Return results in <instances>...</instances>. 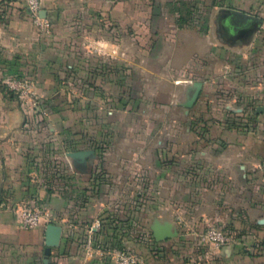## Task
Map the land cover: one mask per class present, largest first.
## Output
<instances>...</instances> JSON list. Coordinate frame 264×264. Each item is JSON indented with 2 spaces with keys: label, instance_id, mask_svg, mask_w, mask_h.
Returning a JSON list of instances; mask_svg holds the SVG:
<instances>
[{
  "label": "rangeland",
  "instance_id": "374dc122",
  "mask_svg": "<svg viewBox=\"0 0 264 264\" xmlns=\"http://www.w3.org/2000/svg\"><path fill=\"white\" fill-rule=\"evenodd\" d=\"M109 1L125 0H38L39 12L46 11L45 18L39 16L46 25L43 30L34 23L26 0H0V24H8L10 7L24 12L46 49L38 65L32 64L42 69L36 76L28 72L31 68L25 72L0 63V92L18 102L33 135L31 142L28 140L32 149L27 174L30 194L23 189L7 194L11 197L4 205L23 230L38 227L25 228L17 209L33 205L50 214L51 222L68 228L73 239L77 234L80 242L75 257L82 264H218L231 255L242 260L261 256V250H251V240L239 229L209 224L191 232L175 219L169 197L168 155L161 156L162 172L153 163L144 170L122 171L118 165L108 170L100 163L115 159L119 147L162 150L169 146L171 131L183 134L187 122L182 103L190 91L184 84L175 85L176 77L204 80L209 86L206 96L200 98L203 109L207 115L227 119L231 126L237 127L240 114H255V104L245 105L238 100L241 96L257 97L264 108V0H251L247 12L258 17L259 25L250 42L235 49L239 52L217 42L220 33L214 25L217 9L232 7L233 0H127L133 5L129 17L134 24L123 33L117 22L111 26L107 21L111 19L105 8ZM113 16L120 19L122 11ZM137 20H145V26L141 21L138 28ZM186 43L188 51L177 56L174 49ZM32 62L28 58L27 64ZM35 79L42 84L39 89L31 86ZM190 121L191 127L197 124ZM262 125L264 130V121ZM81 149L96 150L100 168L88 165L82 174L63 164L67 152ZM159 172L160 187L155 182ZM117 173L121 177L119 184L109 187L112 195L91 196L93 217L74 222L78 219L73 216V205L81 203V190L89 186L88 175L107 185L109 179L118 178ZM65 185L72 202L68 220L62 225L61 219L42 205L45 201L37 198L41 192L57 195ZM25 195L34 197L21 199ZM155 220L171 222L177 237L155 242L150 228ZM42 226L33 249L17 253L18 264H59L62 248H52L49 257L43 256ZM74 226L80 231L76 233ZM211 226L231 234V241L218 248L205 243L202 235ZM243 242L229 254L222 250ZM64 251L65 261L74 255L69 244Z\"/></svg>",
  "mask_w": 264,
  "mask_h": 264
},
{
  "label": "crops",
  "instance_id": "0c3cea01",
  "mask_svg": "<svg viewBox=\"0 0 264 264\" xmlns=\"http://www.w3.org/2000/svg\"><path fill=\"white\" fill-rule=\"evenodd\" d=\"M12 3L10 2L9 5ZM251 3V0H233L232 7L217 9L214 19L216 30L220 33L217 42L219 41L223 46L234 51L250 42L259 25L258 17L247 12ZM132 7L133 5L131 6L127 0L116 4L112 1L106 2L105 8L111 16V19L107 21H111V26L114 21L117 22L116 24L123 33L127 27L134 24L129 17ZM9 9L8 24L5 26L0 24L1 66L20 68V71L22 69L25 72L26 68H31L32 70L28 69V72L36 76L42 70L36 66L40 58L45 56L44 44L38 37V30L32 25L27 15L16 11V8L10 7ZM115 10L122 11L120 19H114ZM232 12L242 14L243 17L237 20V16L233 17ZM141 21L144 27L145 20ZM141 21L137 20L138 28ZM140 33L139 31L137 36H140ZM207 40L210 41L208 38ZM188 46L189 44L186 43L185 48L182 46L174 49L178 52L177 56L179 52H184V49L188 51ZM28 58L33 60L31 64H27ZM32 64L36 66L33 67ZM145 70L143 68V71ZM173 82L175 85L184 84L188 87L194 81L179 80L176 77ZM200 82H202V87L197 99L183 113L187 122L185 131L183 134L171 131L169 146L166 149L150 150L143 146H123L117 149L115 159L100 163V165L108 170L112 165H118V170L122 171L130 168L144 170L147 164L153 163L154 168L162 172L161 156L162 154L168 155L169 197L171 208L175 212V219L183 222L182 226L190 228L191 232L209 224L222 228L239 229L247 235L245 239L251 240V250H261L262 255H250L249 258L243 260L240 256L231 255V258H223L219 263L264 264L262 258L264 256V130L262 125L264 113L255 112L256 107L259 106L257 97L241 96L238 100L245 105L255 104L253 106L255 114L252 115L248 111L240 114L238 119L240 123H236L237 127L228 124L227 119H217L213 114L207 115L206 110L203 109L204 102L200 98L202 95L206 96L204 92L209 85L204 80ZM41 85L36 79L31 83V86L37 89ZM192 119L197 124L195 126L192 124L191 127L189 122ZM23 120L24 116L20 112L18 102L0 92V264H18L17 253L21 251V254H24L32 250L36 234L38 236L41 229V226L31 231L19 228L16 216L9 210L8 205H4L5 201L11 197H6L7 194L23 189L29 195L31 191L27 174L32 166V149L28 140L30 139L31 142L33 135ZM94 151L95 158L87 160L85 165L97 166L98 164L99 167L101 158L99 153ZM151 157L150 162L148 159ZM63 164L80 171L79 165L81 164L75 166L69 158H64ZM161 172L155 181L159 187L163 181ZM117 174L118 178L109 179L110 183L107 185L88 175L89 186L81 190V203L73 205V216L78 219L74 222H85L93 217L95 208L90 204L91 196L101 195L102 192L112 195L109 187H114L116 183L119 184L121 175ZM66 189V185L62 186L60 192L53 196H47L41 192L38 193L39 198H37L42 202L45 201L42 205L50 209L54 215L56 214L55 216L61 219L62 225L68 220L72 202L71 195ZM28 195L22 196L21 199L28 200L34 197ZM42 227L43 240L45 226ZM63 227L58 246L63 250L62 258L58 260L59 264H64V262L65 264H82L75 257V247L77 248L80 242L79 236L76 234L73 239L68 235L70 234L69 229ZM73 228L76 233L77 230L80 231L76 226ZM67 244L74 249V255L66 262L64 250ZM243 244L245 243H238L236 246L228 245L222 250L225 253L228 251L229 254L230 251L237 250Z\"/></svg>",
  "mask_w": 264,
  "mask_h": 264
},
{
  "label": "water",
  "instance_id": "95a60500",
  "mask_svg": "<svg viewBox=\"0 0 264 264\" xmlns=\"http://www.w3.org/2000/svg\"><path fill=\"white\" fill-rule=\"evenodd\" d=\"M233 17L240 15L239 13L232 12L231 13ZM39 16L41 18L46 17V11L41 10L39 12ZM202 87V82L200 81H194L187 87L188 91H190V94L187 96L186 100L182 103V106L186 109H189L195 100L197 99ZM255 112L257 114H260L264 112V108L262 106H258L255 109ZM66 157H68L73 165L83 164L85 165L87 163V160L94 159L95 158V151L93 149H81L76 151H69L66 154ZM151 232L152 236L155 242H163L170 239H173L177 237L178 233L173 224L169 221H158L155 220L151 225ZM62 237V227L60 225H57L55 223H48L45 225L43 230V256L45 258L50 256L51 249L58 247L60 240ZM46 259L44 260V263H46Z\"/></svg>",
  "mask_w": 264,
  "mask_h": 264
},
{
  "label": "built area",
  "instance_id": "2783aa9c",
  "mask_svg": "<svg viewBox=\"0 0 264 264\" xmlns=\"http://www.w3.org/2000/svg\"><path fill=\"white\" fill-rule=\"evenodd\" d=\"M26 3L29 13L34 17V23L39 26L40 29L44 30L46 25H43L44 20L39 17L38 0H26ZM17 216L20 219V223L25 228L32 229L51 223V215L42 212L38 207H34L33 205H23L19 207L17 209ZM231 238V234L213 226L208 227L202 235V240L215 248L228 244Z\"/></svg>",
  "mask_w": 264,
  "mask_h": 264
},
{
  "label": "flooded vegetation",
  "instance_id": "af4514ba",
  "mask_svg": "<svg viewBox=\"0 0 264 264\" xmlns=\"http://www.w3.org/2000/svg\"><path fill=\"white\" fill-rule=\"evenodd\" d=\"M236 19H239V18L237 17ZM87 167H88L87 165H83V164L79 165L80 171L82 172H84Z\"/></svg>",
  "mask_w": 264,
  "mask_h": 264
},
{
  "label": "trees",
  "instance_id": "16d2710c",
  "mask_svg": "<svg viewBox=\"0 0 264 264\" xmlns=\"http://www.w3.org/2000/svg\"><path fill=\"white\" fill-rule=\"evenodd\" d=\"M10 1V0H9ZM237 17L240 19V18H242L243 17V15L242 14H240V15H237ZM238 20V19H237Z\"/></svg>",
  "mask_w": 264,
  "mask_h": 264
}]
</instances>
